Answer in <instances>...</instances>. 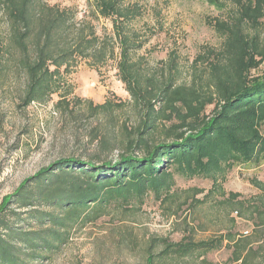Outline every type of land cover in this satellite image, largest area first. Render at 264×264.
<instances>
[{"label":"trees","instance_id":"1","mask_svg":"<svg viewBox=\"0 0 264 264\" xmlns=\"http://www.w3.org/2000/svg\"><path fill=\"white\" fill-rule=\"evenodd\" d=\"M126 1L91 0L87 13L93 20H110L116 53L86 16L77 19L75 6L0 0V82L11 74L24 76V105L58 91L62 72L77 58L95 66L117 56L118 77L140 115L133 136L114 160L59 157L2 198L0 264L48 259L68 242L71 231L110 210L138 208L149 195L158 202L171 200L176 176L207 179L219 191L235 165L264 162V68L252 74L264 63V0H227L232 11L211 24L222 38L221 48L199 57L208 64L204 83H197L200 76L195 74L188 84L177 83L170 73H147L142 61L132 58L142 44L127 26L139 10ZM205 1L220 9L225 5V0ZM86 103L93 114L121 105L111 100ZM159 121L169 126L160 127ZM250 181L258 194L252 202L237 200L234 210L248 215L255 240L230 231L198 241L153 237L145 264H164L170 256H201L222 246L232 249L230 260L239 264L264 259V233L258 230L264 226V182ZM21 218L27 227L16 223Z\"/></svg>","mask_w":264,"mask_h":264},{"label":"rangeland","instance_id":"2","mask_svg":"<svg viewBox=\"0 0 264 264\" xmlns=\"http://www.w3.org/2000/svg\"><path fill=\"white\" fill-rule=\"evenodd\" d=\"M44 1L60 8L75 6L77 19L86 16L95 32L117 53L118 44L110 39V20L87 17L93 8L91 0ZM124 4L139 10L127 30L137 34L136 40L142 44L131 53L134 60L142 61L147 73L158 77L170 73L179 84H188L198 74L196 82L204 83L208 64L199 57L206 56L208 49L221 48L222 38L211 24L232 11L227 0L223 9L205 0H127ZM116 58L95 66L77 58L68 72H62L58 91L28 105L22 100L24 76L11 74L0 82V202L23 179L59 157L114 160L125 149L140 115L118 77ZM263 68L264 63L252 74H261ZM86 100L93 104L111 100L121 105L93 114ZM157 124L169 126L166 121ZM251 178L264 182V162L257 167L235 165L219 191L207 179L176 176L173 199L158 202L149 195L138 208L110 210L94 223L71 231L68 242L53 256L32 264H145L146 247L153 237L198 241L230 231L236 237L250 236L253 241L258 236L250 235L252 221L245 219L247 214L239 216L234 210L237 200L252 202L258 194ZM16 223L27 227L22 218ZM260 227L262 234L264 226ZM158 250L156 247L155 252ZM231 250L222 246L201 256H170L164 264H239L230 260ZM252 264H264V259L258 257Z\"/></svg>","mask_w":264,"mask_h":264}]
</instances>
